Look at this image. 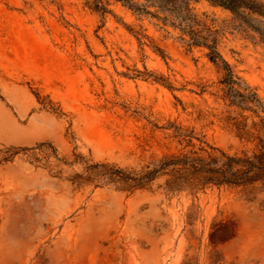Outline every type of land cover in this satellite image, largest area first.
Segmentation results:
<instances>
[{
    "label": "rangeland",
    "instance_id": "obj_1",
    "mask_svg": "<svg viewBox=\"0 0 264 264\" xmlns=\"http://www.w3.org/2000/svg\"><path fill=\"white\" fill-rule=\"evenodd\" d=\"M109 3L0 0V264H264V190L170 194L162 178L129 192L90 178L97 164L140 172L189 150L171 124L240 154L253 143L233 122L259 121L225 98L207 49ZM191 7L264 104V36L252 27L264 17Z\"/></svg>",
    "mask_w": 264,
    "mask_h": 264
},
{
    "label": "trees",
    "instance_id": "obj_2",
    "mask_svg": "<svg viewBox=\"0 0 264 264\" xmlns=\"http://www.w3.org/2000/svg\"><path fill=\"white\" fill-rule=\"evenodd\" d=\"M137 15H151L181 33L179 39L190 47L208 50L207 56L223 71L221 84L225 98L232 106L252 111L259 121L248 122L235 119L233 126L241 139L253 143L250 150L230 154L224 149L208 143L194 130L171 124L173 137L189 150L177 154L163 155L149 162L140 172L127 171L104 164L94 165L101 169L90 173L92 180L102 179L114 184L117 189L135 192L151 190L159 179H164L158 188L174 194L182 191L198 193L209 187L241 188L249 194L264 190V104L258 94L240 77L219 50L220 32L202 21L193 11L192 2L199 0H114ZM214 6L229 10L246 22L256 21L253 15L264 17V6L257 0H207ZM94 10L110 13L109 0H87ZM153 9V10H152ZM262 36L264 30L252 26ZM243 117V116H241ZM197 141L198 143H196Z\"/></svg>",
    "mask_w": 264,
    "mask_h": 264
}]
</instances>
